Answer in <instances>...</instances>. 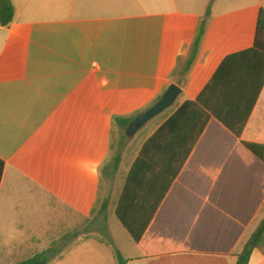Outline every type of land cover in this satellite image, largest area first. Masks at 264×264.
<instances>
[{"label":"crops","instance_id":"obj_1","mask_svg":"<svg viewBox=\"0 0 264 264\" xmlns=\"http://www.w3.org/2000/svg\"><path fill=\"white\" fill-rule=\"evenodd\" d=\"M11 1L14 20L0 24V243L13 264L68 243L105 179L128 264H237L264 220V53L254 49L264 0ZM172 84L174 105L131 138L113 173L114 119ZM126 182L128 219H151L139 242L115 215ZM73 236L49 264L81 255L89 241ZM248 264H264V251Z\"/></svg>","mask_w":264,"mask_h":264},{"label":"trees","instance_id":"obj_2","mask_svg":"<svg viewBox=\"0 0 264 264\" xmlns=\"http://www.w3.org/2000/svg\"><path fill=\"white\" fill-rule=\"evenodd\" d=\"M15 16V8L12 4L11 0H0V24L3 26H8L11 24L14 20ZM210 16V6L207 11V18ZM206 20V19H205ZM206 28V23L203 22L199 28L196 40L194 42L190 58L187 62V68L190 67L192 62L194 61L198 51L201 39L204 35ZM255 50L263 52L264 53V9L260 12L258 27H257V34H256V42H255ZM162 95L157 97V99L148 107L138 111L137 113L128 116V117H117L114 119L115 125H117L120 130H123L124 132L127 131L129 125L138 117L140 114L144 113L147 109L152 107L154 104H156L160 99ZM128 137L126 135L123 136L122 140L127 139ZM248 148L259 158L263 159V156L261 152H259L257 145L247 144ZM121 162V154H117L112 161L108 164V169H111L113 173H116L119 169ZM126 190L128 191V182H126L124 191L120 197L119 203L117 205L115 215L119 222L122 224V226L130 233V235L133 237L135 242H139L142 235L144 234L145 230L147 229L151 219H147L146 221H139L136 222L133 219H128V206H125L126 202ZM108 201L104 200L103 203L100 206L99 213L106 214L108 209ZM98 205V204H97ZM95 210L93 211L94 214ZM107 219V216L104 218ZM107 244L111 245L110 242H107ZM261 249L264 251V220L257 229V231L253 234L251 239L248 241L244 251L239 256V260L237 264H248L252 251L254 249ZM54 249L49 248L46 251H43L41 253H38L34 255L31 258H28L26 260L20 261L16 264H49L50 261L54 258ZM115 258L117 260V264H128L127 259L122 255V253L115 249Z\"/></svg>","mask_w":264,"mask_h":264},{"label":"rangeland","instance_id":"obj_3","mask_svg":"<svg viewBox=\"0 0 264 264\" xmlns=\"http://www.w3.org/2000/svg\"><path fill=\"white\" fill-rule=\"evenodd\" d=\"M126 132L123 130H116L113 134V141L111 145V153L109 160L112 161L117 154L125 156V159L131 157L134 152V146L131 144L133 139H123ZM116 187L111 184L109 180L105 179L102 186L101 201L97 205L93 216L87 220L86 224L82 223L81 228L73 229L70 233V241L65 245H59L55 253V258L61 256L62 252L69 246H74L78 242L79 236L74 237L73 234H81L82 240H88V245L82 250L81 255L78 253H72V260L68 264H117L115 260V249H119L117 243L113 237V232L118 231L119 225L114 218L112 212L108 210L106 212L107 219L105 220L103 214L99 213V209L102 203V199L106 195L112 194ZM2 210L0 207V226L2 220ZM113 231V232H112ZM10 232H16V229L11 228ZM91 241V242H90ZM99 242V243H94ZM110 242L111 245L107 244ZM3 245L0 243V264H13L19 260V256H13L8 251L2 250ZM61 249V250H60ZM30 253H22L21 256H29ZM56 261V260H54Z\"/></svg>","mask_w":264,"mask_h":264},{"label":"water","instance_id":"obj_4","mask_svg":"<svg viewBox=\"0 0 264 264\" xmlns=\"http://www.w3.org/2000/svg\"><path fill=\"white\" fill-rule=\"evenodd\" d=\"M180 94L181 88L178 85H170L156 104L136 117L129 125L126 136L133 138L148 122L172 107Z\"/></svg>","mask_w":264,"mask_h":264}]
</instances>
